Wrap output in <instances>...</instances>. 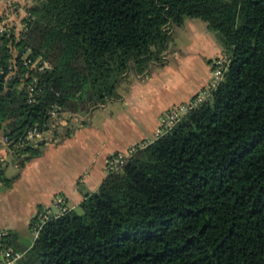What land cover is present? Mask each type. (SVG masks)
I'll return each mask as SVG.
<instances>
[{
  "label": "trees",
  "instance_id": "16d2710c",
  "mask_svg": "<svg viewBox=\"0 0 264 264\" xmlns=\"http://www.w3.org/2000/svg\"><path fill=\"white\" fill-rule=\"evenodd\" d=\"M13 6L23 11V26L0 33V134L12 143L36 124L48 131L51 105L86 115L115 98L130 71L144 75L162 65L174 29L188 19L206 23L226 58L210 96L135 145L84 194L80 213L48 215L27 250L8 234V245L23 253L14 264H264V0ZM25 56L34 67L23 64ZM33 78L40 90L29 103ZM72 133L66 127L61 137ZM44 145L10 149L23 167ZM13 180L0 168L5 187Z\"/></svg>",
  "mask_w": 264,
  "mask_h": 264
},
{
  "label": "crops",
  "instance_id": "0c3cea01",
  "mask_svg": "<svg viewBox=\"0 0 264 264\" xmlns=\"http://www.w3.org/2000/svg\"><path fill=\"white\" fill-rule=\"evenodd\" d=\"M6 9V1L0 0V16ZM183 28L190 39L174 48L176 69L169 66L166 51L165 62L157 65L161 71L150 68L148 74L125 75L116 86L118 97L107 99L120 105H112L102 124H91L89 117L95 107L105 103L94 106L86 115L64 114L40 140L45 142L42 154L23 167L18 166L10 149L0 146V168L5 156L12 155L14 166L20 170L10 177L14 180L9 187L0 181V229L8 231L14 246L22 250L31 247L34 239L25 242L39 209L54 210L52 200L56 195L65 198L69 209L78 207L84 194L96 191L106 177L105 164L111 156L154 139L161 118L173 106L190 102L207 85L212 62L222 56V49L207 25L198 19L186 20ZM69 126L73 128L71 136L61 137ZM54 132L59 137H53Z\"/></svg>",
  "mask_w": 264,
  "mask_h": 264
},
{
  "label": "built area",
  "instance_id": "2783aa9c",
  "mask_svg": "<svg viewBox=\"0 0 264 264\" xmlns=\"http://www.w3.org/2000/svg\"><path fill=\"white\" fill-rule=\"evenodd\" d=\"M22 24L15 19L10 21L9 17L4 15V18L0 22V33H8L11 30L16 31L19 28H22ZM23 64L25 66L34 67L32 60L28 57H24ZM226 64V58L222 55L215 58L212 62L211 69V78L207 85L188 103L175 105L173 106L165 116L161 118L160 127L157 130L155 137L160 135L165 129L171 127L183 114L188 112L193 107L197 106L201 102L205 101L211 94L212 90H214L220 80L222 79L223 71ZM8 69H11L9 67ZM2 72V68L0 67V73ZM13 70H10L12 73ZM39 86L37 85L36 78L32 79V84L25 87V92L27 93V100L29 103H36L37 98L39 96ZM49 122L47 126H49V130L53 124L59 123V120H62V116L64 113L59 111V108L51 105V109L49 110ZM67 115V114H66ZM45 126V125H44ZM46 131L39 130V125L36 124L32 129H30L24 136L17 139L16 142L12 143L8 140L7 137L0 134V144L6 146L8 149H20L24 146L34 147L36 144L42 140V137ZM10 149V150H11ZM133 147L130 148L124 154H117L111 156L106 164L105 170L106 173L113 172L118 170L125 162L126 158L132 152ZM52 207L54 210L45 209V214H36L37 221L33 224V232L34 237H36L39 229L45 223V221L49 218L48 215H52V217H58L64 212H66L69 208L66 206V201L63 196L56 195L52 200ZM8 236V231L5 229H0V264H14L18 259H20L23 255L22 252L17 250H13L7 243L6 238Z\"/></svg>",
  "mask_w": 264,
  "mask_h": 264
},
{
  "label": "rangeland",
  "instance_id": "374dc122",
  "mask_svg": "<svg viewBox=\"0 0 264 264\" xmlns=\"http://www.w3.org/2000/svg\"><path fill=\"white\" fill-rule=\"evenodd\" d=\"M5 1H6L7 9H6V11H5V13L3 15H5V16L7 15L9 17L10 21H12L13 19L20 20L21 17L24 16L23 15V11L21 9L19 10V12L17 11V13H16V11L13 10L14 9V6H13L14 3H18L20 5H25V4H30V3L33 2V0H5ZM15 15H16V18H15ZM199 21H201L202 23L206 24L202 20H199ZM183 27L174 29V32L172 34V38H171V40L169 42V46H168V49H167V51H169L168 58L170 59L169 66H171V68H173V69H176V66H178L177 63H176L177 59H174V56L172 54L174 52V48L183 46L185 43L189 42V39H190L189 35H188V32H186ZM210 33L216 39L215 35L212 32H210ZM216 41H217V39H216ZM151 70H153L154 72H159V71H161V67H157V65H155V66L151 67ZM129 74L133 75L134 73L132 71H130ZM118 94L119 93L117 92V89H116V91H115L113 96L115 98H117ZM104 103L105 104L103 106L100 105L101 107H95L91 111L90 117H89V121H90L91 124H93V125L102 124L101 122H102L103 118L105 116L110 115V110H113L112 105L113 106L114 105H116V106L120 105V103L119 102H115V100H107ZM149 135L150 134H148V136ZM52 136L56 137L55 135H52ZM1 148H4L6 150V146H4V145H1ZM4 160H5L4 161V166H3V168L5 170V174L4 175L7 178H10V177L16 175L20 171L19 168L14 166V159H13L12 155H6ZM2 164H3V162L0 163V166ZM66 206H67V204H66ZM74 210L77 211L78 213H80L79 207H75ZM33 239H34V232H33V229H31L29 231V238H28L27 242H25V243H30ZM24 241L25 240H23V243H24Z\"/></svg>",
  "mask_w": 264,
  "mask_h": 264
}]
</instances>
